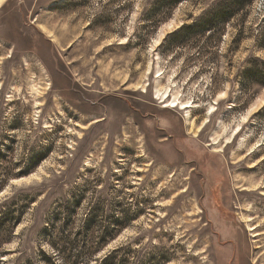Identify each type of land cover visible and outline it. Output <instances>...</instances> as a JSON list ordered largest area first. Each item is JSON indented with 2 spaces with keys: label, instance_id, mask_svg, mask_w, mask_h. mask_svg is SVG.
Masks as SVG:
<instances>
[{
  "label": "rangeland",
  "instance_id": "374dc122",
  "mask_svg": "<svg viewBox=\"0 0 264 264\" xmlns=\"http://www.w3.org/2000/svg\"><path fill=\"white\" fill-rule=\"evenodd\" d=\"M218 1L0 2V264H264V0L177 32Z\"/></svg>",
  "mask_w": 264,
  "mask_h": 264
},
{
  "label": "trees",
  "instance_id": "16d2710c",
  "mask_svg": "<svg viewBox=\"0 0 264 264\" xmlns=\"http://www.w3.org/2000/svg\"><path fill=\"white\" fill-rule=\"evenodd\" d=\"M177 1L181 0H174V2ZM243 1L244 0H219L212 7L211 14H202L194 23L189 24L183 22V24L178 27L177 32L185 36L199 29L203 33L223 34L226 30L223 24L227 22L232 11L244 3ZM213 16H218L220 18L218 24H216ZM18 220L19 217L14 216L9 209L4 211L3 215L0 216V246L3 240L8 239L14 229V224L17 223ZM115 223L119 226L123 225L118 221H115ZM111 239H113L112 236L100 235L94 239L76 240L70 241V243L66 241L67 244L63 245L56 244V254L47 256V264H124L125 258L123 256L116 259V249H107L98 256L97 253L100 252L101 248ZM2 252L3 251L0 250V255ZM1 261L0 258V262Z\"/></svg>",
  "mask_w": 264,
  "mask_h": 264
},
{
  "label": "bare ground",
  "instance_id": "6f19581e",
  "mask_svg": "<svg viewBox=\"0 0 264 264\" xmlns=\"http://www.w3.org/2000/svg\"><path fill=\"white\" fill-rule=\"evenodd\" d=\"M167 96V95H166ZM165 95L161 96V99L162 101L167 105V106H170V105H176L178 103H176V99L175 97H172V98H168L166 97ZM254 226H250V228H253Z\"/></svg>",
  "mask_w": 264,
  "mask_h": 264
},
{
  "label": "snow or ice",
  "instance_id": "6c2138e0",
  "mask_svg": "<svg viewBox=\"0 0 264 264\" xmlns=\"http://www.w3.org/2000/svg\"><path fill=\"white\" fill-rule=\"evenodd\" d=\"M0 2H2V0H0Z\"/></svg>",
  "mask_w": 264,
  "mask_h": 264
}]
</instances>
